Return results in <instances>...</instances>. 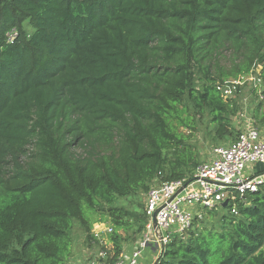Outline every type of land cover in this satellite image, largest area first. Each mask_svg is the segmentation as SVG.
<instances>
[{
    "label": "trees",
    "instance_id": "trees-1",
    "mask_svg": "<svg viewBox=\"0 0 264 264\" xmlns=\"http://www.w3.org/2000/svg\"><path fill=\"white\" fill-rule=\"evenodd\" d=\"M258 66L263 88L264 0H0V264H66L75 223L107 217L117 260L136 216L118 199L193 175L182 127L234 140L240 105L217 86ZM236 203L156 264H264V185Z\"/></svg>",
    "mask_w": 264,
    "mask_h": 264
},
{
    "label": "built area",
    "instance_id": "built-area-1",
    "mask_svg": "<svg viewBox=\"0 0 264 264\" xmlns=\"http://www.w3.org/2000/svg\"><path fill=\"white\" fill-rule=\"evenodd\" d=\"M14 35L15 30L9 39ZM259 67L249 74L218 84V90L224 97L231 98L243 79L261 86L260 71H256ZM257 165L261 167L256 168ZM263 185L264 134L251 125L229 143L217 145L211 159L200 163L191 177L159 182L148 190V220L145 234L136 249L130 253L124 251L115 261H112L113 255L101 250L87 264H137L147 247L160 245L163 249L173 235L185 233L203 210L218 209L228 200L232 213H237V199ZM155 213L158 227L153 223ZM107 230L113 231L111 227Z\"/></svg>",
    "mask_w": 264,
    "mask_h": 264
},
{
    "label": "rangeland",
    "instance_id": "rangeland-1",
    "mask_svg": "<svg viewBox=\"0 0 264 264\" xmlns=\"http://www.w3.org/2000/svg\"><path fill=\"white\" fill-rule=\"evenodd\" d=\"M261 66L256 69L259 72ZM244 80V79H243ZM237 86L232 97H234L240 105L238 114L234 117L235 126L238 132H242L248 126H256L258 127L262 133L264 134V128L259 124H256L254 119V111L257 105L260 103L262 96L260 95V91H262L261 86L257 84L256 86L250 80H246ZM204 125L199 123L196 131L191 129H187L182 127L181 131L190 134V140L195 145L196 149L200 154V161L205 162L211 159L213 149L220 144L229 143L230 140L220 142L217 145L209 142L203 134ZM232 141V140H231ZM257 167H261V165H257ZM118 204L128 208L130 211L134 212L136 216H132L129 220L131 227L128 230L119 229L118 232L124 236H127L128 239L124 241V249L125 253H128L127 249H136L140 240L143 238L145 234V228L138 229L140 224H142L141 219L144 217V212H146V193H138L128 197L119 198ZM218 216H216L213 221L215 223L219 222V216L223 215V209H218ZM238 213V209H237ZM234 213V214H237ZM147 215V214H146ZM114 228L112 221L109 217H107L103 222H97L93 225L91 230V234L88 235L81 225L76 222L73 229V253L72 256L66 261V264H87L90 260L94 259L98 252L101 250H105L108 254H113L114 242L111 240L112 232L107 230L108 228ZM156 251L155 259L159 256L162 247L159 245L158 247H154ZM131 251V252H132ZM154 259V260H155Z\"/></svg>",
    "mask_w": 264,
    "mask_h": 264
},
{
    "label": "crops",
    "instance_id": "crops-1",
    "mask_svg": "<svg viewBox=\"0 0 264 264\" xmlns=\"http://www.w3.org/2000/svg\"><path fill=\"white\" fill-rule=\"evenodd\" d=\"M128 253L132 251V249H127ZM156 256V251L152 247H147L142 255L140 256L137 264H153ZM155 259V260H154Z\"/></svg>",
    "mask_w": 264,
    "mask_h": 264
},
{
    "label": "water",
    "instance_id": "water-1",
    "mask_svg": "<svg viewBox=\"0 0 264 264\" xmlns=\"http://www.w3.org/2000/svg\"><path fill=\"white\" fill-rule=\"evenodd\" d=\"M262 90H264V87L262 88ZM228 200H226L224 203H223V206L224 207H227L228 206ZM153 223H154V226L158 227V223H157V219H156V213L154 214V217H153ZM158 258V257H157ZM156 261L157 259L154 261L153 264H156Z\"/></svg>",
    "mask_w": 264,
    "mask_h": 264
}]
</instances>
